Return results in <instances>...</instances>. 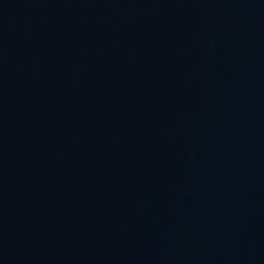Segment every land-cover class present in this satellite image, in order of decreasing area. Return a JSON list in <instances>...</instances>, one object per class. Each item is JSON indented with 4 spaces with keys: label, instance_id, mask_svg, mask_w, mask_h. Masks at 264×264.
<instances>
[{
    "label": "water",
    "instance_id": "obj_1",
    "mask_svg": "<svg viewBox=\"0 0 264 264\" xmlns=\"http://www.w3.org/2000/svg\"><path fill=\"white\" fill-rule=\"evenodd\" d=\"M0 264H264V0H0Z\"/></svg>",
    "mask_w": 264,
    "mask_h": 264
}]
</instances>
